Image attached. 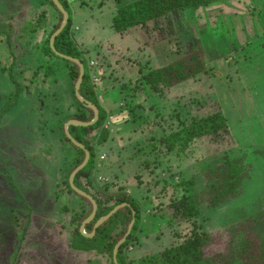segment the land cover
<instances>
[{
    "label": "rangeland",
    "instance_id": "rangeland-1",
    "mask_svg": "<svg viewBox=\"0 0 264 264\" xmlns=\"http://www.w3.org/2000/svg\"><path fill=\"white\" fill-rule=\"evenodd\" d=\"M65 1L72 41L107 115L90 136V180L141 206L139 231L123 251L126 262L206 232L205 256L228 251L241 237L251 242L249 263L262 264L264 0H208L123 34L112 29L111 17L133 0ZM31 19L43 28L28 32ZM55 22L47 0H0V25L11 28L0 35V264H110L99 247L71 243L81 201L65 179L75 152L54 138L53 126L76 103L66 63L41 50ZM193 52L201 73L163 91L147 87L146 73ZM46 67L51 73L44 74ZM219 108L225 131L172 149L163 143L192 117ZM101 134L105 140L97 144ZM222 157L241 160L240 187L236 198L211 208L210 189L225 176ZM191 194L198 197L197 216L171 227L158 218L170 200Z\"/></svg>",
    "mask_w": 264,
    "mask_h": 264
},
{
    "label": "trees",
    "instance_id": "trees-1",
    "mask_svg": "<svg viewBox=\"0 0 264 264\" xmlns=\"http://www.w3.org/2000/svg\"><path fill=\"white\" fill-rule=\"evenodd\" d=\"M47 1L56 13V22L52 24L51 30L45 37L47 43L44 46L42 45L41 50L45 57L54 56L66 63L69 79L72 85L71 92L76 103L74 110L70 109L72 113L67 114V116L63 119L58 118L56 126H53V131H55L54 138L57 141H60V143L65 144L67 148L73 149L75 152L65 179L67 191L69 193L75 194L81 201L80 203H77L76 206L78 209H80L79 212L72 218V221L75 224V236L73 240L71 239V243L77 249H90L93 247H99L100 250H104L109 254L110 264H113L112 249L115 243L126 232L127 226L132 217V210H134L135 216L132 229L124 243L118 248L116 254V261L118 264H128L124 259L123 251L135 240L139 231L142 216L141 206L129 194H108L104 191L101 192L93 185L92 181L90 180V172L94 168L95 160V144L91 141L90 136L104 123L107 115L98 102V95L95 90L96 84L91 81L87 63L83 57V54L72 41L70 35L72 13L67 5V2L65 0H59L68 13V21L62 31L55 37L53 46L57 52L76 58L82 63L84 74L79 87V94L82 98L94 104L98 109V119L94 124L86 127L70 125L68 128L71 136L77 142L82 144L90 154L87 164L75 175L73 181L77 188L91 195L97 205L95 217L89 224L85 226V231L90 233L94 221L107 214L115 206L121 203H126L128 205L120 208L106 222L100 225L91 238H86L79 232V225L85 218L89 216L92 206L89 200L77 195L74 191H72L68 184V176L71 171L82 162L84 158V152L82 149L74 146L68 140L63 131V124L69 119L88 122L93 118V113L82 103L78 102L74 96L73 86L78 78V66L56 56L49 47V38L59 27L62 20V15L51 2V0ZM77 1L85 3V0ZM207 3L208 0H133L116 8L113 16L111 17V27L115 32L123 34L131 28H142L148 22L158 19L177 9L199 7L207 5ZM44 24H46V22H44ZM43 26L38 25L37 22L31 19L26 22V26L24 27H27L26 29L28 32L31 31L33 33L43 28ZM10 30L11 28H9L7 24L2 23L0 25V35L8 36L10 35ZM202 71L203 66L193 52L186 56H182L180 59L168 63L162 67L152 69L150 72L146 73L142 79L148 88L154 87L158 91H163L198 75ZM49 73H51V68L46 67L44 69V74ZM191 119L192 120L189 123L185 124L182 128L172 132L163 139V143L167 148L172 149L176 145L187 146L193 140L205 137H214L220 132L225 131L228 126L225 115L220 108L205 116L198 118L192 117ZM101 135L102 138L101 140L97 141V144H102V142L105 140V134ZM260 153L264 159V150H262ZM221 159L220 166L225 170V176L221 183L213 185L210 189L211 195L209 199V207L211 208L218 207L236 198L240 187V174L243 171L241 160L237 158H229L224 160V157ZM197 203L199 204L198 197L195 194L181 196L180 198L170 200L165 205V207L160 210L157 216L161 221H165L168 227H171L177 223L188 221L189 219L197 216L199 214ZM252 229L256 231V227L252 226ZM257 234L259 235L258 232ZM210 242L211 237L206 232L194 233L192 236L186 238L182 242H179L168 248H164L158 253L150 254L140 258L136 263L251 264V262L249 263L248 261L249 259H252L251 255H253L252 249L249 248V246H251V242H247L245 238L240 237L239 244L236 243L237 245H232L231 249L226 252L219 250L214 252V254L211 256H205L204 248L209 245ZM258 245L261 247L259 257L263 260L262 264H264V243L260 242ZM252 264L256 263L253 262Z\"/></svg>",
    "mask_w": 264,
    "mask_h": 264
},
{
    "label": "water",
    "instance_id": "water-1",
    "mask_svg": "<svg viewBox=\"0 0 264 264\" xmlns=\"http://www.w3.org/2000/svg\"><path fill=\"white\" fill-rule=\"evenodd\" d=\"M51 2L54 4V6L57 8V10L61 13L62 20H61V23H60L59 27L57 28V30H55L53 32V34L50 36V38H49V47H50L51 51L56 56H58V57H60L62 59H65V60H67V61H69L71 63H74V64H76L78 66L79 74H78V78H77V80H76V82L74 83V86H73L74 96L78 100V102L82 103L86 108L90 109L92 111V113H93V118L90 121H88V122H81V121H78V120L69 119L63 124V131H64L65 136L68 138V140L74 146L82 149L83 152H84V158H83L82 162L76 168H74L71 171V173L69 174L68 184H69V186H70L72 191H74L77 195H79L81 197H84L85 199L89 200V202L91 203V206H92L91 213L89 214V216L87 218H85L81 222V224L79 226L80 234L82 236L86 237V238H91L95 234L96 229L100 225H102L104 222H106L120 208H122L124 206H128V205L126 203H121V204L115 206L107 214L99 217L96 221H94L93 226H92V230H91L90 233H86L85 232V226L87 224H89L93 220V218L95 217V213H96V210H97V205H96L95 200L92 198V196L89 195L88 193L84 192L83 190L77 188L74 185L73 181H74L75 175L87 164V162L89 160V157H90V154H89V151L87 149H85L82 144L77 142L71 136V134L69 133V129L68 128H69L70 125L86 127V126H90V125L94 124L97 121V119H98V109H97V107L94 104H92L91 102L85 100L79 94V87H80V84H81V81H82V77H83V74H84V69H83L82 63L76 58H73L71 56H67V55H64V54H61V53L57 52L55 50L54 46H53V42H54L55 37L62 31V29L67 24L68 13H67L66 9L63 7V5L60 3L59 0H51ZM134 216H135V212H134V210H132V217H131V220H130L128 226H127L126 232L115 243V245H114V247L112 249V261H113V264H118L117 261H116V254H117L118 248L124 243V241L126 240L127 236L129 235V233H130V231L132 229V226L134 224Z\"/></svg>",
    "mask_w": 264,
    "mask_h": 264
}]
</instances>
